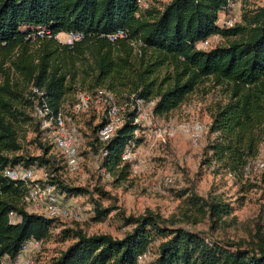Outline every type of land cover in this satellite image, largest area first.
<instances>
[{"label":"trees","instance_id":"obj_1","mask_svg":"<svg viewBox=\"0 0 264 264\" xmlns=\"http://www.w3.org/2000/svg\"><path fill=\"white\" fill-rule=\"evenodd\" d=\"M235 1L169 0L140 9L136 0H0V257L13 256L20 243L32 237L41 242L69 241L44 264H140L137 256L148 252L151 244V264H264V233L258 224L238 243L220 242L165 225L146 211L137 217L120 214L129 227L120 238L106 233L86 235L63 226L61 219L25 209L22 198L27 182L1 174L8 164L42 167L46 178L39 182L52 186L63 198L89 196L86 188L60 179L49 151L52 145L38 139L40 130L29 114L31 85L45 90L52 111L71 105L77 90L93 94L102 88L125 101L132 94L153 100L152 113L159 116L208 81L220 87L224 97L209 108L207 133L212 137L202 147L199 168L213 177H228L240 193L264 192L258 185H264V168L259 175L249 171L243 176L246 165L264 148V5L244 10L240 21L229 27L218 24V12ZM38 25L52 33L79 31L84 38L71 47L51 38L26 40L30 29ZM118 28L127 37L108 41L106 35ZM210 35L217 36L214 45L196 48ZM130 39L140 42L139 52L129 45ZM132 114L106 142L95 135L104 117L91 127L97 142L93 151L106 150L100 168L118 182L130 173L129 163L120 158L124 145L141 141L134 134L140 126L131 123ZM26 124L40 148L37 155L20 154L19 135ZM182 195L213 224L232 210L219 193L203 199L184 188L178 193ZM89 200L95 218L109 212L98 200ZM9 213L18 220L11 222Z\"/></svg>","mask_w":264,"mask_h":264},{"label":"rangeland","instance_id":"obj_2","mask_svg":"<svg viewBox=\"0 0 264 264\" xmlns=\"http://www.w3.org/2000/svg\"><path fill=\"white\" fill-rule=\"evenodd\" d=\"M168 1L147 0V7H158ZM262 5L264 0L244 2L236 0L233 10L229 8L227 13L234 18V22H238L240 13L244 10ZM222 16L223 14L218 12V17ZM221 20L218 19L217 23H221ZM217 41L218 39L210 46ZM197 48L205 49L207 46L202 47L198 42ZM223 97L220 87L212 86L206 81L176 108L164 115L157 116L151 112L148 114V109L143 107L145 121L150 123L149 129L154 134L160 131L161 135L152 134L148 140L141 137V141L135 144L132 150L134 167H129L130 173L125 181H116L113 175L100 168L101 159L98 153L100 147L97 152L93 151L97 142L93 139L91 127L99 123L104 116V111L99 107L89 106L73 117L72 125L76 132V160L73 169L66 165L65 159L51 140L44 138L45 135L41 133L38 139L40 141L45 139L52 145L49 151L57 162L60 179L68 185L86 188L89 193V196L85 193L64 197L65 200L82 206L83 216L79 221L61 219L60 223L67 228L80 229L86 235L106 233L114 238H120L129 230V227L123 224L120 214L125 217H137L149 211L165 225L172 224L175 227L199 232L220 242L238 243L249 237L256 224L261 226L264 233V192L251 189L240 193L228 177L222 178L218 175L213 177L205 168H199L202 147L212 137L207 133L209 108ZM145 129L147 127L141 126L137 135L141 136V131ZM19 136L20 154L40 153L30 124L23 126ZM260 157H264V148L260 151ZM35 170V179H42L44 169ZM261 170L253 173L259 175ZM165 179L170 181L162 186V192L156 191L154 187ZM258 185L263 189V184ZM184 188L192 190L203 199L219 193L221 200L231 205L230 214L222 217L220 223L213 224L212 218L206 213L201 215L193 206L186 203L184 195L178 196ZM89 199L98 200L102 208L109 207V212L103 218H95ZM27 210L31 211L29 208ZM68 243V240L58 241L54 238L42 242L40 247L29 255V264L46 263L65 249ZM152 251L153 244L150 245L147 256L139 263L151 264Z\"/></svg>","mask_w":264,"mask_h":264},{"label":"built area","instance_id":"obj_3","mask_svg":"<svg viewBox=\"0 0 264 264\" xmlns=\"http://www.w3.org/2000/svg\"><path fill=\"white\" fill-rule=\"evenodd\" d=\"M235 2H230L226 7L221 10L223 14L221 23L222 26L229 27L233 24L232 17L229 15L228 9L233 10ZM136 5L140 9L147 7V0H136ZM127 37L126 31L118 28L113 32L106 35V39L113 42L117 39H124ZM53 39L60 45L71 47L74 43L81 41L84 38V34L79 31H67V32H54L52 33L48 28L44 26H35L30 29L26 34L25 39L28 41H36L40 39ZM217 39L216 35H210L204 40L200 41L202 47H208L212 42ZM129 45L135 52H139L138 46L140 42L135 39H130ZM197 48V45H196ZM201 49V48H199ZM30 99L31 105L29 108V114L37 122V126L44 138H49L53 146L60 151L65 159L66 165L73 169L76 160V132L72 125L74 115L84 111L89 106L99 107L104 111V122L97 127L95 135L101 142L108 141L115 132L128 120L129 112H132V121L136 125L145 126L147 129L141 131V137L144 140L151 138L152 132L149 129L150 123H146V114L143 112V107L148 109V114L152 113L154 106L153 100H143L139 97L130 95L129 100L120 101L111 92L97 88L93 94H89L82 90H77L74 93L73 102L71 105L64 106L56 111H52L47 105L45 100V90L42 88L30 86ZM145 124V125H144ZM137 134V130L134 131ZM155 136H160V131L155 132ZM153 135V136H154ZM135 147L133 140H129L120 154L121 161L128 162L129 167H134L132 150ZM99 157L106 155V150L103 147L99 148ZM264 157H260V153L250 161L244 168V175L249 171H259L264 168ZM35 169H43L42 167L30 166L22 167L19 165H6L2 171V176H5L11 180H22L27 182V190L23 195L22 201L25 209H31V211L41 214L45 218H58L69 219L79 221L83 216V207L73 201H67L62 195L57 194L54 188L50 185L44 184L39 181H44L46 173H43L42 179H35ZM170 179H165L161 183H158L154 189L158 192H162V186L167 184ZM9 220L16 222V218L12 213H9ZM41 240L29 237L24 239L17 252L13 256L4 254L0 257V264H29V255L36 251L40 245ZM147 251L137 256L138 262H141L146 256Z\"/></svg>","mask_w":264,"mask_h":264}]
</instances>
